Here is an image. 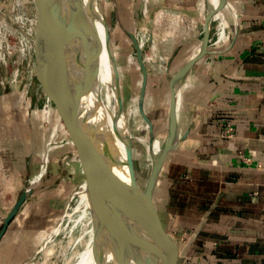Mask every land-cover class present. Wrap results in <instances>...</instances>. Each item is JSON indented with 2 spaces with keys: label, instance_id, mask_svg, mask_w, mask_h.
I'll list each match as a JSON object with an SVG mask.
<instances>
[{
  "label": "crops",
  "instance_id": "obj_1",
  "mask_svg": "<svg viewBox=\"0 0 264 264\" xmlns=\"http://www.w3.org/2000/svg\"><path fill=\"white\" fill-rule=\"evenodd\" d=\"M227 1L231 9L223 13L228 40L219 47L209 42L210 53L181 85L177 122L180 134L187 136L172 152L181 145L189 149L167 156L164 186L169 198L163 216L171 214L192 229L178 264H264V0ZM151 3H165L173 30L178 25L185 28L184 37L178 39V30L167 37V42L176 43L175 51L201 36L180 68L199 51L205 15L216 4L212 0ZM179 20L183 23L177 24ZM10 167L11 175L19 171L13 163ZM26 168L28 172V162ZM32 182L26 185L32 188L30 197L35 193ZM13 189L5 187L12 202L0 198V229L17 200L12 199ZM32 221L27 199L0 240V264H24L35 254L30 256L34 238L26 239L27 223Z\"/></svg>",
  "mask_w": 264,
  "mask_h": 264
},
{
  "label": "rangeland",
  "instance_id": "obj_2",
  "mask_svg": "<svg viewBox=\"0 0 264 264\" xmlns=\"http://www.w3.org/2000/svg\"><path fill=\"white\" fill-rule=\"evenodd\" d=\"M97 2L113 49L125 114L136 107L142 77L134 46L126 32L135 35L137 41H144L142 52L147 69L144 109L154 125V134L163 141L167 133L170 99L167 81L193 54L201 36L195 37L192 42L189 39L184 47L175 51L176 43L167 42V37L171 38L173 31L178 30V39L182 38L185 28L178 25L172 29L171 20L168 19L170 12L165 8V3L156 5L151 0ZM140 6L142 13H139ZM216 15L218 18H213L210 44L219 47L228 40V26L223 28V11ZM36 23L37 10L33 0H0V198L5 203L12 202L5 187L13 186L12 199H16L21 189L33 180L35 193L33 197H28V203L34 221L27 223L26 228V239L34 238L35 244L30 250V256L43 243L44 247L31 264H61L59 255L69 253L66 241L61 244L63 235L54 237L47 245L45 243L65 216L71 214L69 209L76 205L86 181L76 144L37 74L34 56ZM182 23L179 20L177 24ZM145 125L139 115L128 117L130 132L137 138L148 136ZM132 145L133 170L138 174L137 182L144 185L147 158L145 146L138 140L133 141ZM188 149V146L181 145L169 154H181V150ZM167 158L158 179L154 203L166 231L175 238L180 249L187 251L192 229L184 227L182 221L171 214L167 218L163 216L169 198L168 186H164L168 185ZM27 162L30 166L28 172ZM12 163L19 171H13L14 177L11 178ZM34 231L36 234H33ZM45 248L52 251L48 256L43 251ZM70 262L82 264L80 255L77 253Z\"/></svg>",
  "mask_w": 264,
  "mask_h": 264
},
{
  "label": "water",
  "instance_id": "obj_3",
  "mask_svg": "<svg viewBox=\"0 0 264 264\" xmlns=\"http://www.w3.org/2000/svg\"><path fill=\"white\" fill-rule=\"evenodd\" d=\"M33 1L37 10V23L34 32V56L37 74L41 78L48 98L54 103L64 118L69 133L76 144L79 162L86 181L84 186L88 189L91 202L104 229L117 242L147 251L153 260V264H178L180 248L175 238L166 231L159 218V213L154 203V192L166 157L187 136V132L182 135L180 134L177 122V104L182 82L193 66L210 53L208 48L213 17L226 8L231 9L228 1L216 0L214 8L207 11L204 19L203 39L199 51L169 77L170 100L166 121L167 133L165 144L152 166L145 185L142 187L135 181L131 163L127 167L128 182L120 185L115 180L112 166L107 156V150L100 146L95 132L87 127L86 121L81 118L78 107L79 102H77L79 98L73 96L71 82L66 74V67L60 60L55 44L56 0ZM94 2L97 16L104 22L105 20L97 0H94ZM96 33L94 29L89 47L90 55L98 47ZM127 35L132 41L136 59L141 70L142 77L137 105L139 114L149 126L148 135L151 142L154 138V130L151 121L144 111L147 69L143 59V52L137 43V38L129 32H127ZM93 66V59L89 57L86 66V81L83 85L84 94H88L91 89L90 76ZM115 79L118 83L116 69ZM176 85L177 90H175ZM171 129L174 131L175 141L172 145H168L167 141ZM32 192L31 187H25L14 202L3 220L0 230V240L10 221L16 216ZM43 245L44 243L24 264H31Z\"/></svg>",
  "mask_w": 264,
  "mask_h": 264
},
{
  "label": "bare ground",
  "instance_id": "obj_4",
  "mask_svg": "<svg viewBox=\"0 0 264 264\" xmlns=\"http://www.w3.org/2000/svg\"><path fill=\"white\" fill-rule=\"evenodd\" d=\"M212 1L216 4V0ZM213 18L217 19L218 15ZM226 25L223 20V28ZM94 29L97 32L98 47L90 55L89 47ZM54 37L60 60L66 67V74L71 82L73 96L79 98L77 102L81 118L86 121V126L95 132L100 146L107 150L115 180L120 185L128 182L127 167L132 164L134 152L132 144L138 140L144 144L147 155L144 166L146 183L165 140L162 141L154 134L150 142L149 135L137 138L130 132L128 117L141 116L138 111V98L136 107L125 114L113 49L108 41L105 22L97 16L94 0H56ZM137 43L142 50L144 41ZM89 57L94 62L90 76L91 89L88 94H84L83 85L86 81ZM115 69L118 83L115 79ZM145 129L149 131L147 124ZM170 131L168 145L175 141L173 129ZM137 177L138 174L134 172L135 181ZM69 212L71 214L65 216L64 221L45 243L47 245L54 237L63 235L61 244L66 241L69 253L59 255L61 264H71V258L77 253L82 264H153L151 256L144 249L121 244L109 235L95 212L86 186L79 192L77 203ZM43 251L46 256L52 252L46 248Z\"/></svg>",
  "mask_w": 264,
  "mask_h": 264
},
{
  "label": "built area",
  "instance_id": "obj_5",
  "mask_svg": "<svg viewBox=\"0 0 264 264\" xmlns=\"http://www.w3.org/2000/svg\"><path fill=\"white\" fill-rule=\"evenodd\" d=\"M260 167V166H259Z\"/></svg>",
  "mask_w": 264,
  "mask_h": 264
}]
</instances>
